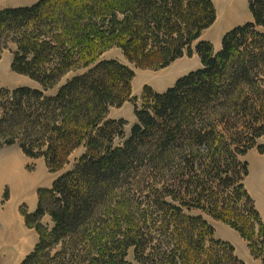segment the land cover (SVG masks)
Returning a JSON list of instances; mask_svg holds the SVG:
<instances>
[{"label": "trees", "instance_id": "obj_1", "mask_svg": "<svg viewBox=\"0 0 264 264\" xmlns=\"http://www.w3.org/2000/svg\"><path fill=\"white\" fill-rule=\"evenodd\" d=\"M249 9L253 19L217 51L201 39L217 18L212 0L0 8V58L12 50V70L36 83L0 86V148L17 144L60 174L38 189L34 212L21 208L38 241L19 264H132L131 252L138 264H246L195 209L236 230L264 264L243 159L264 153V0ZM113 48L143 69L195 53L201 67L163 92L145 85L138 98L134 70L104 59ZM126 101L136 117L128 134V120L110 117Z\"/></svg>", "mask_w": 264, "mask_h": 264}, {"label": "rangeland", "instance_id": "obj_2", "mask_svg": "<svg viewBox=\"0 0 264 264\" xmlns=\"http://www.w3.org/2000/svg\"><path fill=\"white\" fill-rule=\"evenodd\" d=\"M37 1L38 0H24V2L17 1L15 3L31 5ZM212 1L216 8L217 18L214 24L203 32L201 39L210 41L218 51L221 48L222 38L227 32L250 22L253 17L249 9V0ZM13 57V51L7 49L0 58V86H2V83L12 82V78L18 79L16 77L17 74L14 75L11 72L13 71L11 67ZM184 58L186 59L176 63V65L172 67L153 70L140 68L128 61L118 48H113L104 56V59H117L134 70L133 96L138 98L141 97L145 85H150L155 90L163 92L169 87H172L181 75H186L189 73L188 71L197 70L201 67V62L197 53L193 54L192 57L185 56ZM77 73L79 72L69 73L61 82L63 83L69 80ZM23 76L27 78L29 85L34 84V81L29 76ZM138 102H140V99ZM111 112L113 115H121L128 119L129 125L126 127V133L128 134L132 123L136 120L133 103L131 101H126L123 106L112 108ZM118 143H122V141L119 140ZM258 144H264V140L260 139ZM84 151V147H82L73 152L67 169L72 168V165L75 164L76 160ZM243 159L249 162L250 170L245 182L246 188L253 197L264 223V190L260 184V172H262L260 170L264 166V153H260L258 149L255 148L250 150ZM24 160L25 158L20 156L19 146L17 144L11 147L5 146L0 148V172L2 171V165L9 166L6 175H4L8 178V185L3 189L4 196H2L0 200V214L6 216L5 213H9L8 219H5L4 216H0V239L3 240L0 252V264H17L18 260L23 258L27 253L29 254L33 251L38 241V236L33 229L26 225L21 208L23 207L28 209L29 212H34L38 203L36 191L39 184L50 185L49 183L52 178L56 175H60L50 172L40 158L36 160L32 159L29 161V165L28 163H23ZM26 164L28 166L24 167ZM28 183L30 187H28ZM7 194L8 196L6 197ZM191 214H203L205 218L216 227V238L230 242L235 247L236 254L246 264H263L261 258H256L252 254L248 242L242 238L236 230L202 213L200 210H192ZM43 222L45 224H51L50 217L46 216ZM25 244L28 246L27 248H25ZM128 260L132 264H138L133 252L129 254Z\"/></svg>", "mask_w": 264, "mask_h": 264}, {"label": "crops", "instance_id": "obj_3", "mask_svg": "<svg viewBox=\"0 0 264 264\" xmlns=\"http://www.w3.org/2000/svg\"><path fill=\"white\" fill-rule=\"evenodd\" d=\"M17 1H20V2H24V0H0V8H8V7H21V6H29L30 4H24V3H15V2H17ZM16 4H18V5H16ZM185 57V56H184ZM184 57H182L181 59H179V60H176L174 63H172V65L171 66H169V67H172V66H174V65H176V63H178V62H180V61H182V60H184V59H186V58H184ZM188 70V69H187ZM187 70H186V72H187ZM185 71V70H184ZM14 75L15 74H17V78L18 79H13L12 78V82H10V83H2L1 85L3 86V87H6V88H10V89H14V88H16V87H20V86H32V87H35L36 86V83L34 82V84L33 85H29V81L27 80V78L25 77V76H23V75H21V74H18V73H15V72H13V71H11ZM188 72H190V71H188ZM186 74V73H185ZM183 76H184V74H183ZM180 77V76H179ZM181 77H182V75H181ZM17 81V82H16ZM170 88V87H169ZM157 91V90H156ZM159 92V91H158ZM110 117L111 118H113V119H119V118H124L123 116H121V115H113L112 114V112L110 113ZM126 119V118H125ZM126 120H128V119H126ZM18 153V152H17ZM19 153H20V156L21 157H24L25 158V160L23 161V163H28V165H29V161H31L32 159L31 158H29V157H27L24 153H23V151L19 148ZM40 159H42V158H40ZM33 160H36V159H33ZM43 160V159H42ZM43 163H44V165H46L45 164V161L43 160ZM27 164H26V166H24V165H22V166H24V167H27L28 166ZM8 168H9V166H6V165H2V167H1V169H2V171L0 172V180H1V182H0V200L2 199V196H4L3 195V189L5 188V187H7V185H8V183H7V179L8 178H6V176H4V175H6V173H7V170H8ZM56 177H57V175L56 176H54L53 178H52V180L50 181V185H43V184H39V186L37 187V191H38V189L39 188H44V187H46V188H50L51 187V185H52V183H53V181L56 179ZM28 187H30V184L28 183ZM37 191H36V194H37ZM37 197H38V194H37ZM6 214V216H4V215H2V214H0V216L1 217H5V219H8V216H9V213H5ZM216 228V227H215ZM218 229V228H217ZM34 231V230H33ZM225 238V237H224ZM225 239H227V238H225ZM228 240V239H227ZM2 242H3V240H1L0 239V252H1V248H2ZM28 246H26V244H25V248H27ZM30 249V248H29ZM3 250V249H2ZM28 254V253H27ZM26 254V255H27ZM25 255V256H26ZM24 256V257H25ZM23 257V258H24ZM23 258H21L20 260H18V263L17 264H19L22 260H23Z\"/></svg>", "mask_w": 264, "mask_h": 264}, {"label": "bare ground", "instance_id": "obj_4", "mask_svg": "<svg viewBox=\"0 0 264 264\" xmlns=\"http://www.w3.org/2000/svg\"><path fill=\"white\" fill-rule=\"evenodd\" d=\"M260 171H262V172H260V184H261V186H262V188H263V190H264V166L262 167V169L260 170ZM260 186V187H261Z\"/></svg>", "mask_w": 264, "mask_h": 264}]
</instances>
